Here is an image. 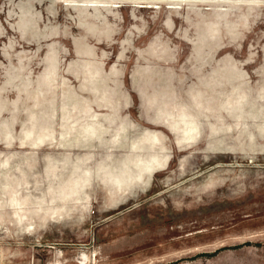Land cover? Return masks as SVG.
Listing matches in <instances>:
<instances>
[{"label":"rangeland","instance_id":"1","mask_svg":"<svg viewBox=\"0 0 264 264\" xmlns=\"http://www.w3.org/2000/svg\"><path fill=\"white\" fill-rule=\"evenodd\" d=\"M0 264H264V0H0Z\"/></svg>","mask_w":264,"mask_h":264}]
</instances>
